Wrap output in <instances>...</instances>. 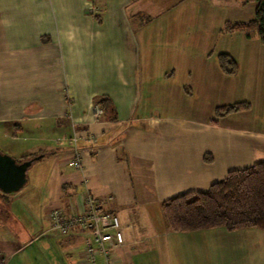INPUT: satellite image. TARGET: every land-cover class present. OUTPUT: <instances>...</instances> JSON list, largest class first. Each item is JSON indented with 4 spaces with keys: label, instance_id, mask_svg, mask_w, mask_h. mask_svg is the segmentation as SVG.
I'll use <instances>...</instances> for the list:
<instances>
[{
    "label": "crops",
    "instance_id": "0c3cea01",
    "mask_svg": "<svg viewBox=\"0 0 264 264\" xmlns=\"http://www.w3.org/2000/svg\"><path fill=\"white\" fill-rule=\"evenodd\" d=\"M220 1L55 0L57 11L53 0H0V146L44 163L31 186L0 190L8 264H90L88 235H63L49 219L53 208L85 209L89 194L123 224L114 264H264V229L174 231L162 211L264 159V43L227 30L234 7ZM220 53L236 60L234 73ZM103 96L113 106L96 118L91 104ZM202 97L214 101L213 117L185 107ZM238 102L249 106L216 116ZM75 128L82 169L70 163Z\"/></svg>",
    "mask_w": 264,
    "mask_h": 264
},
{
    "label": "trees",
    "instance_id": "16d2710c",
    "mask_svg": "<svg viewBox=\"0 0 264 264\" xmlns=\"http://www.w3.org/2000/svg\"><path fill=\"white\" fill-rule=\"evenodd\" d=\"M242 1L257 2L255 17L249 21L229 22L226 29L255 31L264 43V0ZM218 59L226 73L236 71L237 62L229 53H220ZM99 102L105 112L113 106L108 96L101 97ZM248 106L246 102L220 106L216 108V116L222 117ZM212 159V155H204L205 161ZM162 211L169 228L174 231L215 227L229 231L245 227L264 229V159L250 167L229 171L223 180L213 183L205 191H189L163 201Z\"/></svg>",
    "mask_w": 264,
    "mask_h": 264
},
{
    "label": "built area",
    "instance_id": "2783aa9c",
    "mask_svg": "<svg viewBox=\"0 0 264 264\" xmlns=\"http://www.w3.org/2000/svg\"><path fill=\"white\" fill-rule=\"evenodd\" d=\"M92 114L100 118L104 109L100 103L91 104ZM81 131V130H80ZM79 129L75 128L72 135L74 155L71 164L77 168H83V156L79 146L82 137ZM85 139L95 141L92 134H86ZM104 201L92 194L87 196V207L80 212L66 213L62 208H53L49 212L52 228L61 234L67 235L73 230L85 232L89 240L85 246L86 260L90 264H96L98 257H103V264H114L115 253L127 245L123 224L120 217L103 208ZM9 254L0 252V264H8Z\"/></svg>",
    "mask_w": 264,
    "mask_h": 264
},
{
    "label": "rangeland",
    "instance_id": "374dc122",
    "mask_svg": "<svg viewBox=\"0 0 264 264\" xmlns=\"http://www.w3.org/2000/svg\"><path fill=\"white\" fill-rule=\"evenodd\" d=\"M54 1V6H55V9L57 10V8H56V5H55V0H53ZM225 0H222V1H220L219 3H222V2H224ZM8 2H9V0H4V7H7L8 8V6L9 7H12V5L11 4H8ZM250 3V4H249ZM248 3V5L247 4H244L243 3V1L242 0H227V5L228 6H231V5H233V10H231V11H229V13H231L230 14V18H232L234 21H247V20H250V19H253V17H254V2H249ZM3 7V8H4ZM26 7H27V9L28 8H30L29 7V5L27 4L26 5ZM75 12L77 13V14H80V10H79V7H75ZM58 11V10H57ZM16 14V12H14L13 13V15H15ZM17 16V15H16ZM15 16V17H16ZM179 77L180 78H182V76H181V74L179 75ZM95 102V101H94ZM98 102V101H97ZM97 102H95V103H97ZM233 104V103H232ZM185 107L187 108V109H190L191 111H202L203 110V113L206 115V116H208L209 115V112H208V110L210 111V113H211V115H212V117L214 116V110H213V107H215V104H214V101H212L210 98H201V99H191V102L190 103H185ZM195 108V109H194ZM186 116H190L189 114H185ZM198 132V131H197ZM188 135H189V133L187 134V136H186V138L188 137ZM178 137V134L176 135V138ZM180 138V137H179ZM0 150H2L3 152H5V153H9L8 151H11L9 148H4V147H1L0 146ZM12 151H15V150H12ZM15 153H16V151H15ZM209 155H211V154H209ZM16 158V157H15ZM21 158V157H20ZM20 158H18V159H20ZM256 163V162H255ZM254 163V164H255ZM36 163H34V165H32L30 168H29V170H28V177H32L36 172H38L37 171V169L39 168V164H44V163H38L37 165H35ZM253 164V165H254ZM37 168V169H36ZM31 184V181H29V183L27 184V185H24V187L26 186V187H29V186H31L30 185ZM23 187V188H24ZM21 190V189H20ZM1 192V191H0ZM0 197H1V194H0ZM1 200H2V202L4 203V205H8V199H3V198H1ZM19 205H20V208L21 209H23V213L25 214V215H27L29 218V220H32L33 219V216H32V214H31V212H30V210H29V207L27 208V207H25V205L24 204H22V203H18ZM3 205V206H4ZM155 214H157V216H158V214H159V216H160V214H162V213H158V211L156 212L155 211ZM12 215V214H11ZM10 215V217L9 216H7V218L6 217H3V219L4 218H6V219H12V217L14 216V215H12L11 216ZM13 219H14V217H13ZM19 219V218H18ZM20 220V219H19ZM28 220V221H29ZM21 221V220H20ZM226 229V228H225ZM195 260H197V259H195ZM239 261V260H238ZM201 262H204V260H201ZM207 262V261H206ZM207 264H209V262H207Z\"/></svg>",
    "mask_w": 264,
    "mask_h": 264
},
{
    "label": "water",
    "instance_id": "95a60500",
    "mask_svg": "<svg viewBox=\"0 0 264 264\" xmlns=\"http://www.w3.org/2000/svg\"><path fill=\"white\" fill-rule=\"evenodd\" d=\"M40 155L18 161L9 153L0 150V190L12 193L20 190L28 180V170Z\"/></svg>",
    "mask_w": 264,
    "mask_h": 264
}]
</instances>
